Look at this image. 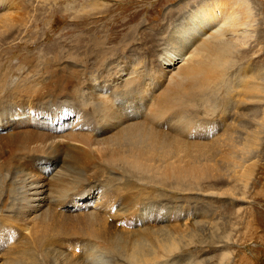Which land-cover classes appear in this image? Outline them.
<instances>
[{
	"label": "rangeland",
	"instance_id": "obj_1",
	"mask_svg": "<svg viewBox=\"0 0 264 264\" xmlns=\"http://www.w3.org/2000/svg\"><path fill=\"white\" fill-rule=\"evenodd\" d=\"M95 1L18 0L20 6L29 13L26 14L28 18L32 19L37 38L29 46L19 43V54L13 50L3 57L2 72L6 74V70L18 69L26 57L33 59L30 67L38 62L49 65L48 71L42 69L45 75L48 72L58 74L64 70V66L66 69H82L91 74L97 70L96 66L113 64V67L125 69L128 64L138 62L136 68L139 70H159L161 61L158 55L162 48L158 45L161 43L159 39L163 35V38L166 37L172 20L176 21L180 14L195 9L202 0ZM239 1L246 4L250 11L248 28L244 27L247 28L246 34L250 35L245 37L243 45L239 47L241 51L236 57L237 63L248 66L249 74L251 71L256 72L254 76L264 85V0ZM124 22L127 25H123ZM117 34V41L102 44L103 49L112 51L128 34V50L116 54L114 59L110 58L109 64H105V59H96L94 56L99 55V47L97 44L94 47V38L102 43V39ZM33 37L28 34L25 38ZM80 38L81 41H78ZM58 51L63 52L62 60L57 63L48 62L46 58L53 57V52ZM241 54L243 57H240ZM82 85H87L88 92L93 91L89 81L87 84L82 81ZM23 105L17 108L21 116L10 118V123L0 128V211H3L0 218V263L9 256L22 260L35 254L37 264H134L131 259L137 255L138 249L142 251L145 248L143 252L149 259L144 258L146 255L143 258L139 255L144 264H149V260L150 264H264V121L259 126V139H256L258 145L255 142L251 154L242 155L241 161H237L238 154L237 159H230L229 154L222 149V152L216 151L215 155L207 158L201 156L200 152L177 157V164L189 168H196L195 162L205 164L203 166H206V171L212 168L209 177H190V181L187 179L181 185L172 184L175 182L173 180L161 181L163 184L157 180H141L139 175L119 162L114 165L117 170L112 171L110 164L96 152H92L90 158L85 157L80 143L70 146V142L65 140L60 145L62 149H57L61 157L57 165L66 169V188L72 190L78 186L76 191L79 193L81 190L85 192V189L91 192L84 198L77 197L78 193L67 196L60 205L50 207L47 213L31 215L27 220L13 213L24 184V178L20 177V180L17 170L26 176H35L38 180L37 176L44 174L40 172V164L37 159L34 160L33 155L18 160L11 154L13 146L10 143L17 144L11 138L24 130L33 135L44 132L46 138L62 141L72 133L84 131L79 128L69 130V126L76 122L75 114L71 115L69 122L65 120L61 124L52 121L55 115L40 113L44 105L38 102ZM63 106L59 108L60 111L68 109L67 105ZM258 108L260 115L263 114L260 119L263 120L264 107L255 106V109ZM128 112L124 113L125 117L130 115ZM200 113L203 115L204 110ZM217 113L218 110L213 115L215 118L212 116L215 121H219L220 113ZM241 122L243 126L247 121L245 119ZM161 130L169 133L166 128ZM241 130L239 135L243 132ZM213 131L218 135L215 129L205 132ZM108 132L105 134L111 136L115 131L111 134ZM217 135L200 138L191 131L183 138L195 144H212ZM48 151L47 154L55 152L54 148ZM209 152L212 150H207ZM91 158V163L87 165L85 162ZM158 159L155 164L163 165ZM45 161L49 162L47 159ZM150 164L155 165L151 161ZM234 164L239 166L235 167ZM56 185L52 183L49 186L55 189ZM83 201H89L90 205L84 206Z\"/></svg>",
	"mask_w": 264,
	"mask_h": 264
},
{
	"label": "bare ground",
	"instance_id": "obj_2",
	"mask_svg": "<svg viewBox=\"0 0 264 264\" xmlns=\"http://www.w3.org/2000/svg\"><path fill=\"white\" fill-rule=\"evenodd\" d=\"M21 6L18 0H0V128L8 125L10 118L21 116L19 113L21 111H17L18 107L38 102L44 105L43 111H40L42 115L56 116L53 122L61 124L65 120L69 122L71 115L75 114L76 122L69 126V130L79 128L78 130L84 132L72 133L68 139L62 141L51 137L46 138L44 132L33 135L30 131L23 130L13 135L11 139L17 144L9 141L10 146H13L11 154L18 160L33 155L34 160L37 159V163L40 164L38 167L40 172L44 174L41 177L37 176L40 179L38 180L35 176H26L17 170L19 178H24L23 187L19 185L22 190L18 203H16L18 206L13 212L18 218L28 220L31 215L39 216L48 211L50 207L60 205L59 203L67 196H74L78 193L77 197L84 198L91 192L90 189H85V192L81 190L79 193L76 191L78 186L67 190L66 169L57 165L60 162L59 158L61 159L57 149H62L60 145L65 140L70 142V146L76 142L80 143L85 157L90 158L91 153L96 152L102 160L110 164L112 171L117 170L114 165L119 162L129 170L131 169L135 175H139L141 180L151 179L157 182L173 180L175 182L172 184L178 185L186 182L187 179L190 181V177L198 178L207 175L209 177V171H212V168L206 171V168L204 169L206 166H203L205 164L202 165L199 162H195L196 168H189L177 164V157L183 158V155L200 152L201 156L207 158L222 149L224 153L229 154L230 159H237L239 155L237 161H241L242 155L251 154V147L257 143L256 139H259V126H262V121H264V119L261 120L263 114L260 115V108L255 109V106L264 107V85L258 81V77L254 76L256 72L251 71L252 73L249 74L248 66L237 63L236 57L241 51L239 47L243 45L248 35L246 29L250 17V11L242 1L202 0L195 6V9L177 16L176 21L170 20V29L166 37L163 38L164 35L161 34L163 36L159 39L161 43L158 45L162 48L158 58L161 62H159V70L156 71L147 70L148 68L139 70L136 68L137 64L139 65L138 62L128 64L125 69L122 68L123 70L118 66L113 67V64L96 66L97 70L92 69L91 74H87V71L82 69L79 71L66 69L64 66V70H60L62 72L58 74L48 72L45 75L42 69L48 71L49 65H41L38 62L30 67L33 59L26 57L18 69L9 72L6 70L4 74V71L2 72L3 57L13 50H17L19 54V43L29 46L33 44L32 40L37 38L34 25L31 24L32 19L28 18L26 14L29 13ZM111 22L114 23V21ZM123 25H127V22ZM245 26H247L246 29ZM28 34L34 37L25 38ZM117 37L118 34L114 37L108 36L102 39V43L94 38L96 39L93 40L95 41L93 42L94 47L97 45L99 47V55L96 54L94 57L99 61L107 60L105 63L107 64L108 60L114 59L116 54L126 52L128 34L112 51L103 49L102 44L114 42ZM62 56L63 52L58 51L53 52L54 58L46 59L48 62L57 63L62 60ZM239 60L242 59L239 58ZM69 69L72 71H68ZM65 70L68 72H64ZM82 81H86V84L89 81L93 91L88 92L87 85H82ZM64 104L68 109L60 111L59 108L64 107ZM201 110H204L203 115L200 113ZM216 110L220 113L217 122L212 118ZM127 112L130 115L125 117L124 113ZM245 119L247 122L242 126L240 123ZM161 128L168 129L169 133L166 131L164 133ZM240 128L243 132L239 135V131H242ZM208 129H215L218 135L215 131L207 132V134L205 131ZM107 131L110 134L115 132L107 136L105 134ZM191 131H194L195 136H200V138L209 135L217 136L212 144H203V142L195 144L196 142L191 141L193 142L191 143L183 138ZM104 134L106 136H103ZM35 145L36 147L32 148ZM47 148H54L55 152L50 151L51 153L47 154L49 152ZM207 150L215 153H207ZM203 151L204 154H202ZM45 159L49 162L47 163ZM156 159L164 164H155ZM90 160L92 161V158L85 163L88 165L91 163ZM150 161L155 165L150 164ZM234 166L238 167L239 164H234ZM214 176L216 177L217 174ZM46 180L54 185L57 184L55 189H51L49 185L52 183L48 184ZM138 193L141 192L138 191ZM83 202H85L84 206L90 205L89 201ZM1 203L0 200V207ZM1 211L0 218L1 215L3 216ZM143 250L146 251L145 248ZM143 250L138 249L137 255L131 259L132 263L144 264V261H141L146 255ZM140 254L142 258L139 257ZM34 255L32 254L29 258L26 256L24 260L13 259L14 256L11 258L9 256L0 264H31V262L37 264ZM146 256L144 258L149 259L148 255Z\"/></svg>",
	"mask_w": 264,
	"mask_h": 264
}]
</instances>
